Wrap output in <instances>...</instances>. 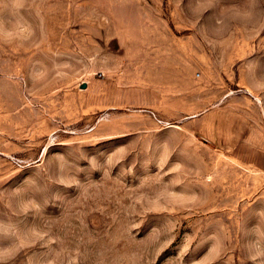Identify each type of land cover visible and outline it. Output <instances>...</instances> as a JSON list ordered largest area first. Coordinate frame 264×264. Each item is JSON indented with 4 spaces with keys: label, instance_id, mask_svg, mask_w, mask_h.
Wrapping results in <instances>:
<instances>
[{
    "label": "rangeland",
    "instance_id": "obj_1",
    "mask_svg": "<svg viewBox=\"0 0 264 264\" xmlns=\"http://www.w3.org/2000/svg\"><path fill=\"white\" fill-rule=\"evenodd\" d=\"M0 264H264V0H0Z\"/></svg>",
    "mask_w": 264,
    "mask_h": 264
},
{
    "label": "water",
    "instance_id": "obj_2",
    "mask_svg": "<svg viewBox=\"0 0 264 264\" xmlns=\"http://www.w3.org/2000/svg\"><path fill=\"white\" fill-rule=\"evenodd\" d=\"M80 88H85L86 87V82H82L80 85H79Z\"/></svg>",
    "mask_w": 264,
    "mask_h": 264
}]
</instances>
